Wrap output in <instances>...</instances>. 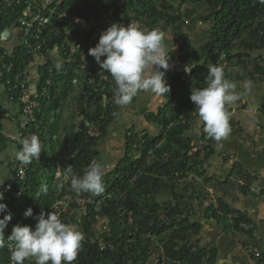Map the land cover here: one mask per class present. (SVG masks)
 I'll use <instances>...</instances> for the list:
<instances>
[{
    "label": "trees",
    "instance_id": "trees-1",
    "mask_svg": "<svg viewBox=\"0 0 264 264\" xmlns=\"http://www.w3.org/2000/svg\"><path fill=\"white\" fill-rule=\"evenodd\" d=\"M25 1L10 0L9 6L0 5V36L22 17ZM192 5H205L213 10L205 19H213L211 33L200 50L182 32V27L196 15V11L188 8ZM48 10L55 13L50 21L57 23L45 27L41 38L46 52L60 50L62 64L57 68L46 60L39 68L43 74L39 90L48 78L46 70L50 68L53 72L48 97L39 100L37 128L28 130L39 137L42 152L39 160L28 163L19 198L13 195L5 203L7 211L3 214H14L5 239L17 223L34 228L36 221L23 215L28 208L33 210V216L42 210L52 212L56 201L70 195L89 201L84 216L74 203L67 205L68 212L58 215L62 222L75 224L84 235L73 264H212L213 251L199 246L196 237L200 225L192 219L207 200L205 187L211 184L217 188L224 183L206 175L211 139L202 131V146L194 151L187 136L191 121L198 117L189 97L193 88L207 86L210 65L221 66L226 74L224 64L233 57L240 58L233 55L235 52L264 49V0H60ZM57 15L64 16L57 18ZM104 20H107L104 30L113 22L143 30L177 27L179 62L194 67L187 75L185 72L166 75L170 92L163 97L165 105L156 115H146V121L159 129L157 136L129 132L123 157L103 176L105 191L94 196L68 190L69 182L62 175L59 179L54 175L57 170L60 172L58 166L67 165L72 166L74 175H83L91 161L101 162L98 143L107 136L121 109L113 99L114 80L88 55L89 48L98 42V29ZM65 30L76 42L74 48L65 42ZM82 58L86 68L96 76L91 83L86 73L79 70ZM28 59L21 46L6 60L19 70ZM259 73L255 79L264 80V69ZM73 79H77L76 86L71 83ZM75 91L73 114L78 122L67 125L60 143L56 137L57 123H50V119ZM59 146L65 156L61 162L57 154ZM191 177L192 182H188ZM61 183L64 187L58 188ZM19 189L14 184L13 192ZM217 204L216 209L211 204L205 208L207 219L215 221L224 231L234 229L251 234L246 216L231 211L223 199ZM100 223L105 231L99 228ZM10 244L6 240L5 247L0 248V264H9ZM259 264L264 261L260 259Z\"/></svg>",
    "mask_w": 264,
    "mask_h": 264
},
{
    "label": "crops",
    "instance_id": "crops-1",
    "mask_svg": "<svg viewBox=\"0 0 264 264\" xmlns=\"http://www.w3.org/2000/svg\"><path fill=\"white\" fill-rule=\"evenodd\" d=\"M188 8L196 11V15L182 27V32L192 42L194 48L200 50L206 44L211 33L213 19L206 21L205 19L213 14V10L205 5H192ZM75 22H78V20H75ZM168 29L171 30L172 39L167 40L166 45L172 50L169 53L171 60L169 62L172 66L165 74L167 85L169 82L166 75L178 72L183 73L185 67L184 64L179 62L180 43L176 39L177 27H170ZM103 30L99 32L101 33ZM65 34V42L70 48H74L76 42L72 40L67 30H65ZM0 39L6 50H13L22 41V36L19 29L11 28L10 30H4ZM236 54L240 55L239 59L233 57V60L224 64V68L226 69L225 76L237 85L236 91L240 97L237 101L225 106V110L230 116L229 124L231 132L227 139L220 142L211 139L209 153H212L205 164L206 175L214 177L216 181L224 184L217 188L211 187V184L205 187L207 200L201 209L196 210V217L192 219L200 225V232L196 237L199 246L205 250L213 251L214 260L212 264H259V260L255 259L251 254L252 249H256L261 255V260L264 261V80L255 79L259 77V70L264 69V49L241 50L235 52L233 55L236 56ZM46 60L55 66L57 62L61 65L62 57L60 56V50L58 48L50 50L46 56ZM35 61L34 65H30L29 70V87L32 91H35L36 81L42 78L38 69L42 66L39 65L37 60ZM245 81H251L250 89H245L242 86V83ZM67 97L66 101L55 113V117L50 119V123H57L56 137L58 135H62L63 137L64 129L67 125L78 122L73 114L75 108L74 99L77 97L76 91L71 92ZM71 101L73 103L72 109ZM164 105L165 100L163 97L148 92H141L133 99L129 106H126L129 110L126 114L129 115L125 116L126 119L122 118L121 120L123 121L119 124L126 126V128L130 126L129 128L131 129L134 120L139 122L140 119L142 129L140 130L146 132L141 135L155 137L159 129L157 130L155 128L156 125H152L146 121V115H156ZM68 109L71 111L68 112ZM121 109L114 123L108 128V132L117 125L115 124L117 121H120L118 120V116L122 112ZM135 111L140 112V114L136 117L134 115L131 116ZM17 112V105L8 99L0 73V180H5L4 182L11 180L9 166L10 162L16 158L17 146L6 140V135L15 137L18 133L16 121L13 119L17 115ZM130 129L124 132L125 134H121L124 136V139H121V142L124 144V150L126 135L132 131ZM134 130L137 132L135 128ZM202 131L203 127L199 123V118L196 117L191 121L187 132V136L192 141L194 151L200 149L202 146L200 141ZM109 141L112 144V139ZM100 142L98 143L99 149L103 147V145H100ZM105 151L108 154L110 149H105ZM57 154H59L60 162L65 159L63 153L58 150ZM102 157L101 154V162ZM118 161L117 158L115 160L116 165ZM108 172L110 170L106 173ZM224 174L228 175L227 179H224ZM191 180L192 177L189 178L188 182H192ZM195 182H198V180ZM231 182L236 183V185H231ZM220 199H223V202L234 213L246 216L250 222V235H245L234 229L224 231L215 221L206 218L204 213L205 208L211 204L216 209L217 202ZM29 261L31 264H34V260Z\"/></svg>",
    "mask_w": 264,
    "mask_h": 264
},
{
    "label": "clouds",
    "instance_id": "clouds-1",
    "mask_svg": "<svg viewBox=\"0 0 264 264\" xmlns=\"http://www.w3.org/2000/svg\"><path fill=\"white\" fill-rule=\"evenodd\" d=\"M16 22L11 28L19 29L22 36V30ZM169 39H172L170 29L143 30L135 25L129 24L125 27L116 22L111 23L100 33L98 42L94 47L89 48L88 55L114 80L113 99L117 106L121 108L129 106L141 92L168 97L170 86L166 83L165 74L172 66L169 63V53L172 50L166 45V41ZM21 46L23 47L22 41L15 49ZM43 46L45 47V43ZM15 49H7L9 57ZM60 66V63L57 62L56 67ZM193 67L189 66V63L186 64L185 74L190 73ZM39 81V79L36 81L34 87L37 93L43 88L42 86L39 90ZM206 83L207 86L204 88H193L189 98L194 105L204 133L208 138L220 142L227 139L231 132L230 116L225 110V106L237 101L240 97L236 91L237 85L225 77L224 69L221 66H209ZM242 86L245 89H250L251 81L243 82ZM50 87L48 91H50ZM44 97H48V95ZM36 128L31 127L33 130ZM41 152L40 139L33 134L21 142V147L16 151L15 157L21 164L26 165L34 159L39 160ZM148 155L150 154L148 153ZM58 168L60 169V172L57 170L59 177H55L56 172L55 179H59L62 175L63 180L69 182L70 190L77 194L84 192L99 196L105 191L103 176L109 170V165L103 162L91 161L83 175H74L71 165L58 166ZM4 181L0 180V185H3ZM57 187L63 188L64 184L61 183ZM3 199V192H0V201ZM76 208L79 209L77 206ZM6 211V204L0 202V213ZM79 212L80 215H85L80 209ZM23 215L25 218H33L36 221L34 228L17 223L13 226L7 239L4 237V230L12 219L11 214H5L3 218H0V248L5 247L6 240L14 243L10 256L11 264H28L29 260H34V264H73L76 261L84 235L75 224H66L57 214L45 213L43 210L33 216V210L28 208ZM100 226L103 227L102 223L99 224V228ZM102 230L105 231L104 228Z\"/></svg>",
    "mask_w": 264,
    "mask_h": 264
},
{
    "label": "built area",
    "instance_id": "built-area-1",
    "mask_svg": "<svg viewBox=\"0 0 264 264\" xmlns=\"http://www.w3.org/2000/svg\"><path fill=\"white\" fill-rule=\"evenodd\" d=\"M59 3L60 0H26L24 2L22 17H20L16 23L22 30V45L24 47L25 56L29 57V59L27 61L28 63L21 69L15 70L13 63H7L6 59H8L10 54L0 41V73L3 79V86L9 97V101L15 103L18 107V113L15 117L18 133L15 137L6 135V140L16 145L17 150L21 147V142L24 139L35 134L28 130H30L31 127L36 128V113L39 111V99L49 93L48 89L52 82V69L49 68L46 70L48 78L45 80V85L39 93H37L36 90L32 91L29 87V70L30 65H34V62H36L35 60L39 62V65H45L48 52H46L43 46L44 42L42 41L41 34L45 27L56 25V21L53 23L50 21V18L55 15V13L48 9L53 5L57 6ZM1 4L9 6L11 2L10 0H0V5ZM63 16L64 15H57V18H62ZM79 70L82 73H86L88 82H91L96 77L90 69L86 68L83 58ZM40 76L43 77V74H40ZM71 83L72 85H76L77 79H73ZM27 170L28 164H21L16 158L10 162L9 171L11 180L0 185V192H3L4 196L3 201L0 202L7 203L9 197L12 196V198H14L13 195L19 198L22 192V184L26 179ZM55 177H59L58 172ZM16 183L19 185L20 189L14 193L12 188ZM68 190H70V188ZM88 202L89 201L81 197L73 199L70 195H66L64 199L57 201L53 205L51 211L57 215H59L60 212L65 213L67 211V205L74 203L85 214L86 203ZM10 214L12 221L14 219V214ZM3 215L5 214L0 213V218H3ZM6 228L4 230L5 234L7 232ZM104 230L106 229L104 228ZM10 243L11 244L7 247V251L11 253L14 248V243ZM251 254L255 259H261V255L256 249H252ZM9 264H11V262H9Z\"/></svg>",
    "mask_w": 264,
    "mask_h": 264
},
{
    "label": "rangeland",
    "instance_id": "rangeland-1",
    "mask_svg": "<svg viewBox=\"0 0 264 264\" xmlns=\"http://www.w3.org/2000/svg\"><path fill=\"white\" fill-rule=\"evenodd\" d=\"M106 24H107V20H104L103 22H102V24L100 25V27H99V31H101V30H103L104 29V27L106 26ZM98 31V32H99ZM100 33V32H99ZM73 108V103H72V101H71V109ZM122 112L119 114V116H118V120H120V121H117L115 124H117V125H115L109 132H108V135H107V137L102 141V142H100V145H103V147H101L100 149H99V147H98V149L100 150L99 152L102 154V162L103 163H105V164H107V165H109V170L111 171L113 168H114V166L116 165L115 164V160L118 158V160H120L122 157H123V155L122 154H124L123 153V150H124V144L121 142V139H124V136L123 135H121V134H123L124 132H126V131H128L130 128V126L129 127H127L126 128V126H121L119 123H121V121H123V120H121L122 118L124 119H126V117L125 116H128L129 114H126V113H128L129 112V110L127 109V107H123L122 109ZM69 111H71V110H69L68 109V112ZM67 112V113H68ZM73 112V111H72ZM140 114V112H137V111H135L131 116H133L134 115V117H136V116H138ZM68 115V114H67ZM129 128V129H128ZM134 128L137 130V132L134 130ZM128 129V130H127ZM141 129V120L139 119V122L138 121H136V120H134V124L131 126V129L130 130H132V131H134L135 133H140V134H143V133H146L145 131H141L140 130ZM140 130V131H139ZM125 134V133H124ZM120 138V139H119ZM57 139H58V141L60 142V143H62V135H58V137H57ZM106 139H108V140H106ZM110 139H112V144H110ZM119 139V140H118ZM109 147V148H108ZM111 147V148H110ZM105 149H110V152L107 154L106 153V151H105ZM57 150L59 151V152H61V153H63V150L61 149V147H58L57 148ZM119 151H120V153H119ZM60 154V153H59ZM117 154V155H116ZM116 155V156H115ZM121 157V158H120ZM109 170H107V171H109ZM228 178V175H225L224 174V179H227ZM231 185H236V183H234V182H231Z\"/></svg>",
    "mask_w": 264,
    "mask_h": 264
}]
</instances>
